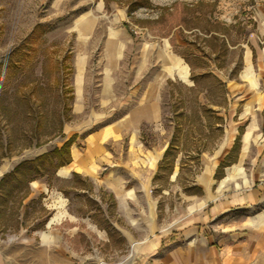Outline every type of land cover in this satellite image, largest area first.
Listing matches in <instances>:
<instances>
[{
    "label": "rangeland",
    "instance_id": "374dc122",
    "mask_svg": "<svg viewBox=\"0 0 264 264\" xmlns=\"http://www.w3.org/2000/svg\"><path fill=\"white\" fill-rule=\"evenodd\" d=\"M263 16L264 0H0V179L75 134L97 169L30 183L21 225L8 211L0 227V264H167L201 244L203 254L217 226L186 219L203 213L208 185L212 199L226 184L201 183L215 151L200 155L219 137L217 113L229 129L251 100L244 73ZM224 42L222 55L213 45ZM23 45L36 54L13 76L5 61ZM147 93L160 119L127 128Z\"/></svg>",
    "mask_w": 264,
    "mask_h": 264
},
{
    "label": "crops",
    "instance_id": "0c3cea01",
    "mask_svg": "<svg viewBox=\"0 0 264 264\" xmlns=\"http://www.w3.org/2000/svg\"><path fill=\"white\" fill-rule=\"evenodd\" d=\"M258 34L250 41L244 73V77L252 81L251 100L247 101L242 113L234 114L239 122L235 120L229 129H224L226 118L217 113V119L220 120L216 124L219 137L211 149L202 151L200 155L201 157L206 152L215 151L214 156L207 161L201 183L206 186L213 177V180L221 181L220 184H226V187L222 188L217 197L211 199V186H206L207 201L201 209L203 213L200 217L187 218L185 223L189 225L210 222L213 228L217 226L219 234L209 237L213 243L209 247L203 246V254H199L202 244L200 248L191 246L192 252L187 258H175L167 264H264V16L260 20ZM82 60L84 57L80 56L79 73L83 72ZM246 91L248 92L247 87L244 89ZM144 96L145 104L130 114L128 123L132 121V124L127 128H135L140 121L160 119L159 105L153 102L150 93ZM105 133L100 131L90 139V145L96 140L101 143ZM132 137L134 148L131 150V157L132 154L139 153L135 134ZM75 151L80 156H75ZM71 152L73 162L59 171L61 175H68L71 168L76 173H83L79 171L76 160L85 161L89 156L88 151L81 152L72 148ZM154 157L155 155L152 156ZM199 162L201 170V159ZM150 166L155 168L156 164L152 166L150 162ZM84 173L89 175L88 172ZM44 237L47 238L46 235ZM203 239L205 243L208 242L207 238Z\"/></svg>",
    "mask_w": 264,
    "mask_h": 264
},
{
    "label": "trees",
    "instance_id": "16d2710c",
    "mask_svg": "<svg viewBox=\"0 0 264 264\" xmlns=\"http://www.w3.org/2000/svg\"><path fill=\"white\" fill-rule=\"evenodd\" d=\"M34 38V37H33ZM215 39H218V35L211 36V41L214 43ZM226 43L219 46L214 44L213 47L216 48V52L224 54L227 51ZM27 45H23L16 49L14 53L9 54L6 59V63L9 68H11V75L15 76L17 72L24 71L25 65L31 60L36 54V50L29 46L27 50ZM32 51V52H31ZM13 57H17V61L13 60ZM190 66L191 62H188ZM54 72L61 73L64 70L63 64L59 63L55 65ZM53 72V71H52ZM1 79V76H0ZM193 80H195L193 76ZM172 82V81H170ZM198 82H195V86L189 87L188 89L197 90ZM70 93V98H73L72 89H68L65 93ZM78 135H73L69 140H67L61 147H56L49 152H46L32 160H26L19 163L11 172L5 174L0 179V227L7 229V213L11 211V214L18 217V224L21 225L20 212L24 204V200L30 195V183L37 180L38 178L46 177L50 182L54 180L58 170L72 163L71 148L76 142ZM172 146L167 149L164 154L163 162L169 160V156L172 153ZM164 166H160V169ZM73 180L83 181L82 176L79 173L73 174Z\"/></svg>",
    "mask_w": 264,
    "mask_h": 264
},
{
    "label": "bare ground",
    "instance_id": "6f19581e",
    "mask_svg": "<svg viewBox=\"0 0 264 264\" xmlns=\"http://www.w3.org/2000/svg\"><path fill=\"white\" fill-rule=\"evenodd\" d=\"M249 71L251 72V68H249ZM179 75L182 78H186L188 75V68L186 66H179ZM76 155L80 156L79 152L75 151V156ZM94 155H95V153L92 151L89 154L88 158L85 159V161H81L80 159L76 160V162L78 164L79 171L88 172L89 175H92V176H95L97 174V169H96L95 162H94V159H95ZM155 164H156V159L154 157V158H152L151 165L154 166ZM118 185L119 186H117V190L119 192V196H121L122 195V192L120 189L121 184H118Z\"/></svg>",
    "mask_w": 264,
    "mask_h": 264
}]
</instances>
